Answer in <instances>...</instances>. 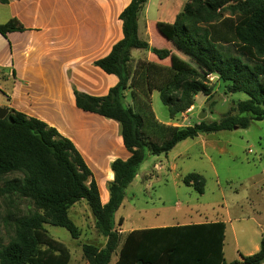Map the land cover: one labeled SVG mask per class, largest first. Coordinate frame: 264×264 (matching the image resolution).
<instances>
[{"label":"trees","instance_id":"trees-1","mask_svg":"<svg viewBox=\"0 0 264 264\" xmlns=\"http://www.w3.org/2000/svg\"><path fill=\"white\" fill-rule=\"evenodd\" d=\"M8 3V0H1ZM148 0H132L121 13L124 38L111 53L95 64L118 77L109 94L95 97L75 90L77 106L120 125L128 160L111 164L114 179L107 185L109 201L102 203L93 171L75 144L45 122L10 110L0 120V264H70L69 247L45 228L67 229L74 239L80 230L70 217L71 208L85 200L96 228L107 239L100 248L83 244L88 264H264V239L260 251L228 262L225 257V222H204L134 230L123 239L116 212L140 168L151 156L168 154L180 142L200 135L248 129L264 121V0H189L173 22L171 38L185 50L187 60L202 66L198 71L185 63L166 67L149 61L134 65L133 50L152 52L168 59L169 49L151 47L139 37V17ZM19 20L0 25L5 36L22 32ZM210 76H217L228 93H246L220 120L206 119L192 126L160 123L151 96L160 93L170 118L176 120L196 103L200 93L214 97ZM131 90L132 105L126 103ZM184 183L205 191L203 175L191 173ZM120 224L123 220L120 219Z\"/></svg>","mask_w":264,"mask_h":264},{"label":"crops","instance_id":"crops-1","mask_svg":"<svg viewBox=\"0 0 264 264\" xmlns=\"http://www.w3.org/2000/svg\"><path fill=\"white\" fill-rule=\"evenodd\" d=\"M131 1L8 0L4 4L0 0V25L15 19L25 27L22 32H11L5 36L0 32V107L8 109L9 113L15 110L41 120L70 139L93 171L103 204L109 201L107 185L114 179L111 164L117 159L128 160L131 153L124 145L120 125L99 114L81 110L76 103L75 90L102 97L118 84L117 76L107 74L95 63L106 58L124 38L120 15ZM188 1L148 0L139 17V37L151 47L169 49L172 54L168 59L160 60L150 51L133 50L134 65L139 61H149L178 67L180 62L187 61L185 50L171 38V30ZM130 93L131 90L126 92L128 105L133 104ZM156 93L160 95L154 91L150 97L155 117L160 123L171 126H192L184 124L183 118L187 120L194 113L198 98L203 97L205 103L208 101L207 96L198 94L192 111L179 116L184 122L176 124L179 117L172 120L169 115V120H165L157 114ZM198 138L205 154L209 147L214 148L206 135ZM181 143L165 154L166 160ZM162 155L157 158H162ZM173 167L176 169L175 165ZM141 168L134 181L140 177L142 180L149 178L150 174H142ZM155 168L159 172L163 166L156 164ZM218 221L175 222L158 227ZM223 222L227 226V222ZM139 229L146 228L132 227L120 233L128 234ZM259 251L260 246L257 245L253 252L240 254L238 261L242 260L241 255L250 256Z\"/></svg>","mask_w":264,"mask_h":264},{"label":"rangeland","instance_id":"rangeland-1","mask_svg":"<svg viewBox=\"0 0 264 264\" xmlns=\"http://www.w3.org/2000/svg\"><path fill=\"white\" fill-rule=\"evenodd\" d=\"M187 65L202 70L194 58H189ZM210 85L214 88L213 99L205 103L203 97L198 98L194 113L187 120L183 118L185 122L179 117L176 124L193 125L203 112L208 114L207 122L218 121L237 102L250 98L246 93L226 92L224 83L217 78ZM156 95L157 114L169 120L167 108L160 95ZM205 135L214 145V148L209 147L207 154L201 139L195 138L182 141L168 160L165 154L160 159L157 156L148 158L141 172L150 174L149 178L142 180L140 177L129 186L124 203L116 212L115 223L119 231H127L132 227H158L165 223L226 221L225 257L233 262L240 254L253 252L264 239V121H253L248 129ZM156 164L163 166L162 171L156 172ZM191 173L204 176L203 194L184 183V178ZM5 206L0 199V210L5 211ZM70 217L80 230L79 239H74L62 227L47 224L45 228L54 239L69 247L70 264H88L83 244L103 248L107 239L97 230L95 217L85 200L71 208ZM126 236L122 234L123 239ZM119 252L120 248L114 253L111 264H115Z\"/></svg>","mask_w":264,"mask_h":264},{"label":"water","instance_id":"water-1","mask_svg":"<svg viewBox=\"0 0 264 264\" xmlns=\"http://www.w3.org/2000/svg\"><path fill=\"white\" fill-rule=\"evenodd\" d=\"M9 115V110L6 108H2L0 107V120L5 119L7 116ZM207 117V113L203 112L200 116H199V120L203 121L205 120ZM235 130L239 129L238 127L234 128Z\"/></svg>","mask_w":264,"mask_h":264},{"label":"built area","instance_id":"built-area-1","mask_svg":"<svg viewBox=\"0 0 264 264\" xmlns=\"http://www.w3.org/2000/svg\"><path fill=\"white\" fill-rule=\"evenodd\" d=\"M214 79H215L214 76H210V77H209V83H210V82H213ZM191 111H192V109L190 108L187 112L189 113V112H191Z\"/></svg>","mask_w":264,"mask_h":264}]
</instances>
